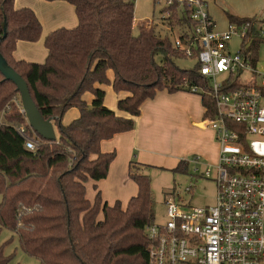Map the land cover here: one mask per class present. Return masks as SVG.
Here are the masks:
<instances>
[{"label": "trees", "instance_id": "1", "mask_svg": "<svg viewBox=\"0 0 264 264\" xmlns=\"http://www.w3.org/2000/svg\"><path fill=\"white\" fill-rule=\"evenodd\" d=\"M46 1L74 6L78 25L49 33L44 40L47 57L37 63L17 60L14 52L19 42L41 39L38 17L30 8H16L15 0H0V52L58 133L55 141H46L33 131L21 113L16 85L0 72V228L16 234L22 250L40 264H148L145 230L156 223L150 179L130 173L138 192L126 207L120 201L105 202L96 184L91 201L86 186L107 178L116 152H103L101 145L134 130L145 101L161 91L192 93L193 87L205 86L199 64L181 69L176 59L187 57L168 37L158 35L150 21L141 23L135 35L131 1ZM162 12L171 28L194 27L185 5L173 2ZM226 14L229 24L256 20ZM107 85L116 94L127 93L117 107L128 117L106 107L101 87ZM197 94L208 114L214 112L211 97ZM72 108L79 117L64 125ZM22 125L29 137L39 140L36 149L26 147L18 132ZM186 169L188 164L180 163L175 170ZM8 262L0 249V264Z\"/></svg>", "mask_w": 264, "mask_h": 264}, {"label": "built area", "instance_id": "2", "mask_svg": "<svg viewBox=\"0 0 264 264\" xmlns=\"http://www.w3.org/2000/svg\"><path fill=\"white\" fill-rule=\"evenodd\" d=\"M165 1L191 11L194 27L185 28L173 47L198 60L205 86L191 91L214 102L208 121L219 147L218 162L202 165L205 177L215 172L217 196L210 208L166 202V222L145 230L148 264H264V70L257 68L255 51L264 42V30L252 20L229 24L226 32L218 33L207 1ZM234 36L241 42L236 53L230 50ZM21 113L25 115L23 108ZM18 132L28 149L40 145L23 125ZM201 160L195 157L190 163L199 165ZM186 192L193 193V187Z\"/></svg>", "mask_w": 264, "mask_h": 264}, {"label": "crops", "instance_id": "3", "mask_svg": "<svg viewBox=\"0 0 264 264\" xmlns=\"http://www.w3.org/2000/svg\"><path fill=\"white\" fill-rule=\"evenodd\" d=\"M215 1H219L227 9L228 5L229 8L233 7L237 11L235 15L240 18L256 19L253 15L257 8L261 7L260 0H242L244 3L249 2V7L254 12L240 14L238 3L241 5V0ZM261 1L264 4V0ZM15 6L33 10L42 25V35L38 42L17 44L14 52L17 60L43 63L47 57L44 45L46 36L57 29H72L78 25L74 6L64 1L15 0ZM107 73L113 82V71L109 70ZM101 88L105 91L106 107L117 115L128 117L117 107L119 99L125 98L127 93L116 94L112 85ZM87 100L91 102V96H88ZM78 117L79 111L72 108L64 115L63 124L67 125ZM208 117L199 94L184 91L174 94L167 91L158 92L153 99L142 104L141 113L135 118L134 130L118 134L102 143L103 152L115 151L116 158L110 165L106 179L97 183L90 181L87 186L90 184L94 188L96 184L105 202L112 205L120 201L126 207L138 192L137 184L130 178L131 172L145 175L149 169L171 171L180 163L189 165L191 161L187 158L191 160L192 157H201L202 163L215 165L218 162L219 147L209 127ZM55 133L57 138L56 128ZM94 193L96 195V191ZM88 198L91 201L94 199ZM170 200L172 199L169 198L166 202Z\"/></svg>", "mask_w": 264, "mask_h": 264}, {"label": "rangeland", "instance_id": "4", "mask_svg": "<svg viewBox=\"0 0 264 264\" xmlns=\"http://www.w3.org/2000/svg\"><path fill=\"white\" fill-rule=\"evenodd\" d=\"M135 4V29L134 34L138 35L139 25L143 22L150 21L153 23L156 33L162 37H168L172 43L179 39L186 31L185 28L175 27L171 28L168 21L164 20L166 14L162 11L166 7L165 0H128ZM207 1V10L210 16L215 21L216 25L214 31L224 33L228 30L229 21L226 12L237 14L233 7L229 5L224 7L221 3L215 0ZM261 7L254 13L258 20L257 28L264 30V4L260 0ZM240 6V14L254 12L249 7V2L245 3L241 0L238 3ZM239 14V13H238ZM237 16V15H236ZM238 17V16H237ZM240 18V17H239ZM249 18V17H247ZM255 19V17H252ZM250 18V19H252ZM240 39L236 36L230 45L232 53H236L240 49ZM258 54L259 70H264V42L255 47ZM176 64L185 70H193L198 64L196 58H180L176 59ZM245 78L242 77V80ZM56 126L54 127V129ZM57 129V128H56ZM58 135V133H57ZM193 158V157H192ZM191 158V159H192ZM187 160L191 161L187 158ZM203 163L199 165L190 163L188 169L184 171L177 170H163V169H149L145 172V176L150 179L151 184V201L154 205V214L157 224L166 222L165 202L167 199H173L177 204L183 208H210L216 204L217 184L215 181V172L213 171L211 177H205ZM198 171L196 172V169ZM193 187V193H187L186 189ZM94 188L89 184L87 186V196L94 198ZM138 191V190H137ZM2 202V195H0V203ZM102 219V216L98 217ZM0 249L3 255L9 259L7 264H40L39 260L27 255L21 248L18 236L6 228H0Z\"/></svg>", "mask_w": 264, "mask_h": 264}, {"label": "water", "instance_id": "5", "mask_svg": "<svg viewBox=\"0 0 264 264\" xmlns=\"http://www.w3.org/2000/svg\"><path fill=\"white\" fill-rule=\"evenodd\" d=\"M5 30V28H4ZM0 39V44H1ZM0 72L12 81L20 94L21 103L30 127L46 141H55L56 133L51 119L45 120L33 101L25 80L11 68L0 52Z\"/></svg>", "mask_w": 264, "mask_h": 264}]
</instances>
